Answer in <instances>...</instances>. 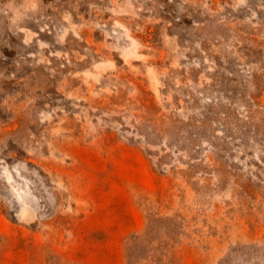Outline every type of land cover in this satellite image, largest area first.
<instances>
[{
    "label": "rangeland",
    "instance_id": "obj_1",
    "mask_svg": "<svg viewBox=\"0 0 264 264\" xmlns=\"http://www.w3.org/2000/svg\"><path fill=\"white\" fill-rule=\"evenodd\" d=\"M0 264H264V0H0Z\"/></svg>",
    "mask_w": 264,
    "mask_h": 264
}]
</instances>
